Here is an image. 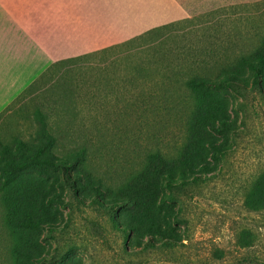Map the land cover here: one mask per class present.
<instances>
[{"label":"rangeland","instance_id":"1","mask_svg":"<svg viewBox=\"0 0 264 264\" xmlns=\"http://www.w3.org/2000/svg\"><path fill=\"white\" fill-rule=\"evenodd\" d=\"M174 2L181 11L167 22L176 24L161 39L145 42L142 31L107 46L109 40L102 39L100 49L64 58L2 115L0 141L31 139L40 107L66 149L87 148L90 167L106 184L138 170L150 151L175 155L191 101L184 80L189 74L215 76L260 45L264 0ZM32 26L29 0H0V48L12 43L14 30ZM1 66L0 61L4 72ZM245 71V86L211 93L232 124L233 131L214 137L224 154L217 152L214 161L209 149V171L172 191L161 190L152 213L160 233L150 217L142 228L133 227L136 207L95 203L94 187L101 185L92 177L84 176V185L74 190L59 171L33 172L50 191L45 214L56 231L41 229L40 261L29 264H264V209L249 206L258 184L264 189V78L254 86ZM2 82L0 76V89ZM105 183L110 198L113 190ZM0 264H12L2 231Z\"/></svg>","mask_w":264,"mask_h":264},{"label":"trees","instance_id":"2","mask_svg":"<svg viewBox=\"0 0 264 264\" xmlns=\"http://www.w3.org/2000/svg\"><path fill=\"white\" fill-rule=\"evenodd\" d=\"M175 24L172 22L155 26L140 37L145 42H154L161 39L160 35L164 29ZM62 61L64 62L63 59L54 62L25 88L0 113V118L21 98L30 94L42 77ZM245 69L250 71L253 85L260 87L264 78V39L249 52L229 61L215 76L189 74L184 80V87L190 92L191 101L186 113L184 138L180 150L178 149L173 156L165 155L161 150L148 152L141 167L125 179H120L115 185L106 184L101 177L94 174L95 169L90 167L85 146L66 149L62 134L50 123L48 114L44 109L36 108L34 117L38 127L31 139L16 137L11 142L0 141V231L6 236L7 251L12 264H29V261L35 258L33 263L40 261L41 229H48L51 234L56 231V224L45 214V197H48L50 191L44 189V181L33 173L41 170L59 171L63 180L74 190L77 186L84 185V176L92 177L101 185L94 187L95 203L136 207L139 219L135 221L133 227L142 228L143 219L150 217L154 224L152 229L160 233V227L155 223V216L152 217V213L154 205L161 197V190L165 187L172 191L177 185L186 184L191 179L196 180L202 171H209L211 165L207 159L209 149L214 152V161H217V152L220 156L224 154V146L215 144L214 137L226 136L228 132L233 131L232 124L227 108L218 103L211 93L213 90L229 88L236 90L245 86L247 83ZM49 106L51 112L56 110L55 105ZM104 183L108 190H113L108 192L112 196L110 198L106 196ZM257 189L258 194L249 197L252 199L249 206L264 209V189L260 184ZM98 196H101V199ZM123 230L127 231L128 227H124Z\"/></svg>","mask_w":264,"mask_h":264},{"label":"crops","instance_id":"3","mask_svg":"<svg viewBox=\"0 0 264 264\" xmlns=\"http://www.w3.org/2000/svg\"><path fill=\"white\" fill-rule=\"evenodd\" d=\"M179 6L174 0H29L35 27L14 30L12 43L0 48L6 71H0V107L11 104L54 62L96 51L102 39L112 45L176 19ZM118 11L125 19L118 20Z\"/></svg>","mask_w":264,"mask_h":264}]
</instances>
